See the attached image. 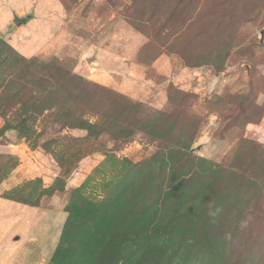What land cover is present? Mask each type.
Returning a JSON list of instances; mask_svg holds the SVG:
<instances>
[{"label": "rangeland", "instance_id": "rangeland-1", "mask_svg": "<svg viewBox=\"0 0 264 264\" xmlns=\"http://www.w3.org/2000/svg\"><path fill=\"white\" fill-rule=\"evenodd\" d=\"M6 122L0 264H264V0H0Z\"/></svg>", "mask_w": 264, "mask_h": 264}, {"label": "water", "instance_id": "water-1", "mask_svg": "<svg viewBox=\"0 0 264 264\" xmlns=\"http://www.w3.org/2000/svg\"><path fill=\"white\" fill-rule=\"evenodd\" d=\"M25 19H18L17 17L14 18V23L15 25L19 26L22 25V23H24ZM17 128L22 129L23 126L21 124L17 125V126H13L11 125L9 122H6L4 124V126L0 129V137L3 136L5 134L6 131L9 130H16Z\"/></svg>", "mask_w": 264, "mask_h": 264}, {"label": "trees", "instance_id": "trees-1", "mask_svg": "<svg viewBox=\"0 0 264 264\" xmlns=\"http://www.w3.org/2000/svg\"><path fill=\"white\" fill-rule=\"evenodd\" d=\"M139 189V188H138ZM142 195V189L137 190V193L133 194L132 196H128L126 198V207H132L135 202L140 198Z\"/></svg>", "mask_w": 264, "mask_h": 264}]
</instances>
